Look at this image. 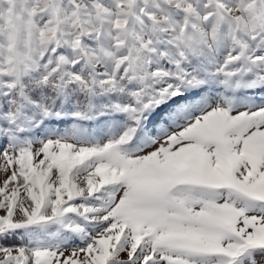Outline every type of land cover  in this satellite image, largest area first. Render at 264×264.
<instances>
[{"label": "snow or ice", "instance_id": "6c2138e0", "mask_svg": "<svg viewBox=\"0 0 264 264\" xmlns=\"http://www.w3.org/2000/svg\"><path fill=\"white\" fill-rule=\"evenodd\" d=\"M0 264H264V0H0Z\"/></svg>", "mask_w": 264, "mask_h": 264}]
</instances>
